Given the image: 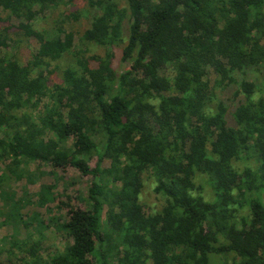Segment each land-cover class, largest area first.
Wrapping results in <instances>:
<instances>
[{"label":"trees","instance_id":"obj_1","mask_svg":"<svg viewBox=\"0 0 264 264\" xmlns=\"http://www.w3.org/2000/svg\"><path fill=\"white\" fill-rule=\"evenodd\" d=\"M77 1L0 0L21 20L0 28V187L32 162L91 177L85 210L56 221L63 250L40 253V217L0 211V224L40 227L37 239L4 236L0 264H264V0H86L76 44L66 23ZM58 6L69 8L54 31L36 29ZM14 29L39 43L32 59L8 48ZM69 53L76 68L50 84L52 61ZM55 191L42 184L37 204Z\"/></svg>","mask_w":264,"mask_h":264},{"label":"rangeland","instance_id":"obj_2","mask_svg":"<svg viewBox=\"0 0 264 264\" xmlns=\"http://www.w3.org/2000/svg\"><path fill=\"white\" fill-rule=\"evenodd\" d=\"M120 4H124L123 0H115ZM69 7L58 6L53 7L51 10L41 14L35 20V28L39 30H47L53 32V27L55 22L59 19V16L62 12L68 11ZM70 11H77L80 15L78 20L71 19L70 22H67V28L74 32L76 44H79V39L83 35L84 31L90 26L91 14L86 0H79L76 2L75 6L70 7ZM1 16L6 19V23H0V28L3 25H14L18 27L21 20L17 17L12 16L8 12H0ZM8 36L10 37L8 48L12 49L13 53H16L19 58L25 62L26 60L32 59L33 54L39 48V43L34 39H26L17 32V29L12 30ZM19 41H21L19 43ZM123 46H121L123 50ZM88 55L99 54L104 55V48H101L93 43L86 44ZM85 48V46H83ZM121 48L115 50L116 60L115 63H118L122 71L127 67V65L121 63L120 58ZM120 61V62H119ZM67 68H76V60L69 53L63 58L52 61L51 73L49 74L50 84L54 85L55 83H60L62 81V73ZM252 80L256 81L255 76H250ZM216 75L213 73L210 75L211 82L213 83ZM258 80V79H257ZM259 82V81H258ZM216 91L221 92L220 87H216ZM230 91H226L225 95L229 94ZM223 96V95H222ZM91 165H95V159L91 161ZM30 169L28 170V175L25 178L19 181L10 182L8 189H2L0 187V211L5 208L7 212L10 209H18L25 217H37L44 220V225H47L46 228L42 229L43 234V244L40 246L41 251L44 255L49 253H54L55 251H60L65 248L68 244V238L65 237L62 233H59L57 228H55L56 221L58 219L68 220L71 213L76 210H85L86 208V197L87 189L90 185L91 177L88 175L82 174L78 169L71 166H55L51 163L44 162H35L30 163ZM2 164L0 163V173H1ZM55 184L56 185V198L53 202L49 203L45 207H40L37 204V196L40 191L42 184ZM156 183L150 181L147 183L146 190H144L143 198L148 199L150 203H154V199L159 201L161 195L155 192ZM10 188V189H9ZM6 192H3V191ZM16 193L14 197L15 204L12 205L9 200L6 198L9 197L12 193ZM28 193L29 197L26 195ZM213 192H208V196L211 198ZM23 197L29 198L32 203L27 204ZM158 203V202H157ZM159 205V203H158ZM13 211V210H11ZM3 219V218H2ZM1 222L3 220H0ZM29 223V224H27ZM17 227H14V221L11 224H0V240L7 236L9 237L15 228L18 229L19 237L25 238L29 233H32L37 239L40 235L38 233L39 226L36 222L32 223L31 220L21 222ZM4 260V259H3ZM4 264H11L8 260H4Z\"/></svg>","mask_w":264,"mask_h":264}]
</instances>
